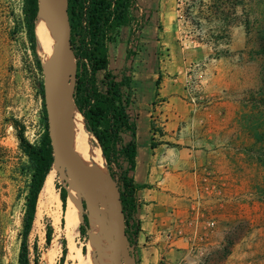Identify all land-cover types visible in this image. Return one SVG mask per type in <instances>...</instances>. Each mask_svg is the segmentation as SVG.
<instances>
[{
	"label": "rangeland",
	"instance_id": "rangeland-1",
	"mask_svg": "<svg viewBox=\"0 0 264 264\" xmlns=\"http://www.w3.org/2000/svg\"><path fill=\"white\" fill-rule=\"evenodd\" d=\"M21 7L22 0H0V264L17 263L30 175L17 129L36 143L44 128L41 75L21 23ZM129 12L130 24L108 45L109 68L131 77L130 114L137 121L140 148L146 139L156 147L168 131L167 144L178 146L177 139H188L199 125L225 116L219 109L213 114L214 107L231 111L225 130L233 143L232 179L227 182L207 169L200 180L186 221L207 240L192 244L185 264H264V0H133ZM175 83L188 90L201 112L185 120L173 117L167 127L156 107ZM158 93L163 97L155 99ZM111 172L119 198L121 170L111 163ZM59 173L65 175L63 170L53 174L51 198L38 196L28 235L30 258L44 264L51 251L49 264H114L110 237L91 233L82 202L81 215L88 220L84 235L79 225L66 231L57 186L68 191L69 184Z\"/></svg>",
	"mask_w": 264,
	"mask_h": 264
},
{
	"label": "trees",
	"instance_id": "trees-1",
	"mask_svg": "<svg viewBox=\"0 0 264 264\" xmlns=\"http://www.w3.org/2000/svg\"><path fill=\"white\" fill-rule=\"evenodd\" d=\"M133 0H66V13L71 27L70 41L75 57L74 102L83 117L88 133L96 139L109 174L111 163L120 170L119 202L123 213L125 232L131 244L139 230L133 219L136 209L137 184L131 172L135 168L137 124L130 114L133 103L131 77L117 75L109 68L108 45L115 41L119 30L131 22L130 7ZM22 19L29 49L41 78L38 92L42 98L44 128L36 143H31L18 127L19 146L29 162V180L24 194V210L20 245L16 264H38L39 258H30L28 235L35 218L37 200L47 173L53 163L52 148L47 131L44 102V84L41 58L36 51L35 21L38 0H22ZM130 55L129 50L126 57ZM17 127V126H15ZM264 134V133H263ZM264 161V160H262ZM124 163L127 164L124 166ZM264 164V162H263ZM59 188V197L65 207L67 189ZM82 206L85 208L84 202ZM87 216L82 215L79 233L84 235ZM131 234V236H130ZM51 240V228L46 231V242ZM62 257L66 254L62 239Z\"/></svg>",
	"mask_w": 264,
	"mask_h": 264
},
{
	"label": "crops",
	"instance_id": "crops-1",
	"mask_svg": "<svg viewBox=\"0 0 264 264\" xmlns=\"http://www.w3.org/2000/svg\"><path fill=\"white\" fill-rule=\"evenodd\" d=\"M209 86L212 87L208 83ZM167 93L172 94L157 102L161 105H155L167 119V127H172L169 119L173 117L185 120L191 112H201L191 103L192 97L183 85H170ZM160 97L163 94L155 95V99ZM218 109L225 116L210 124L199 125L188 139H177L178 146L166 142L171 131L161 135L164 140L156 147L146 139L140 148L136 137L135 168L131 172L137 184L133 219L139 224L132 244L135 264H185L191 258L192 244L207 240V235L198 232V226L186 221V217L190 201L197 195L198 187L201 188L200 180L207 169L227 182L232 179L235 157L230 132L225 130L231 111L228 107H214L213 114H217ZM180 131L182 135L186 132L184 126ZM174 150L177 153L173 159ZM169 163H174L173 167H169Z\"/></svg>",
	"mask_w": 264,
	"mask_h": 264
},
{
	"label": "bare ground",
	"instance_id": "bare-ground-1",
	"mask_svg": "<svg viewBox=\"0 0 264 264\" xmlns=\"http://www.w3.org/2000/svg\"><path fill=\"white\" fill-rule=\"evenodd\" d=\"M62 9L65 8L66 0H56ZM36 49L41 55V66L43 71L44 92L47 95L51 92L50 72L53 63V56L56 46L59 43V35L55 21L49 15L47 10L40 5L35 21ZM68 108L67 98H62L58 103V112L55 123L64 122ZM90 135L85 128L83 117L79 111L74 108L70 114L67 125L62 134V140L69 155L79 164L84 177L91 189L95 192V200L100 203L103 211L108 215L116 226L120 222L119 203L117 198L116 185L107 170L104 162L105 158L101 149L91 140ZM46 175L42 188L39 193L40 198L49 199L52 196L53 174L57 170H63L65 175L59 173L68 182V195L66 197V206L64 210V227L67 232L77 230L81 221V194L72 183L69 174L56 163ZM80 196V198H79ZM58 200H60L58 198ZM90 231L93 234L103 235L104 239L110 237L107 229L100 224L94 217H89ZM68 234V233H67ZM69 236V235H68ZM103 239V238H102ZM51 259V251L44 257V264H49Z\"/></svg>",
	"mask_w": 264,
	"mask_h": 264
},
{
	"label": "water",
	"instance_id": "water-1",
	"mask_svg": "<svg viewBox=\"0 0 264 264\" xmlns=\"http://www.w3.org/2000/svg\"><path fill=\"white\" fill-rule=\"evenodd\" d=\"M40 5L47 10L55 21L59 35V43L54 52L50 72L51 92L49 95L44 92L47 131L52 148L53 163H56L69 174L73 185L81 194V202H84L88 215L94 217L109 232L111 247L115 255L114 264H135L134 248L125 232L121 207L119 208L120 222L116 226L103 211L100 203L96 202V194L86 181L81 167L69 155L63 144V130L68 123L71 112L74 108L77 109L73 95L75 57L70 41L71 27L66 13V4L65 8L62 9L56 0H38V8ZM62 98L68 100L66 118L64 122L55 123L58 103Z\"/></svg>",
	"mask_w": 264,
	"mask_h": 264
},
{
	"label": "built area",
	"instance_id": "built-area-1",
	"mask_svg": "<svg viewBox=\"0 0 264 264\" xmlns=\"http://www.w3.org/2000/svg\"><path fill=\"white\" fill-rule=\"evenodd\" d=\"M171 264H182V263H180V262H176V263H171Z\"/></svg>",
	"mask_w": 264,
	"mask_h": 264
}]
</instances>
